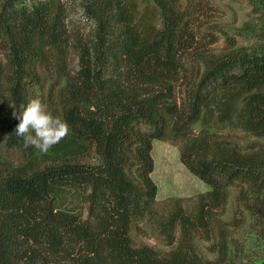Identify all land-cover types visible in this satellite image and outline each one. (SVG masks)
<instances>
[{"label":"trees","instance_id":"1","mask_svg":"<svg viewBox=\"0 0 264 264\" xmlns=\"http://www.w3.org/2000/svg\"><path fill=\"white\" fill-rule=\"evenodd\" d=\"M157 13L136 0H94L100 40L77 47L80 70L66 73L69 0H0V84L7 79L0 113L7 145L25 154L26 164L0 163V264H225L226 236L213 244L215 259L201 260L192 235L213 229L208 209L225 205L228 188L240 183L251 194L252 213L264 208V49L235 47L203 55L184 97L174 86L187 75L184 55L196 36V7L182 0H152ZM199 11V10H198ZM89 14V12H88ZM54 68L65 81L57 116L69 135L51 148L57 157L33 168L35 151L15 134V109L29 102L39 67ZM199 69V68H198ZM233 122L253 141L242 148L228 135L198 122ZM154 139L179 148L181 163L210 186L199 196L195 216L179 208L168 223L177 245L161 252L135 245L133 225L155 201L151 177ZM93 145L100 161L73 160ZM31 164V166H27ZM65 190L81 197L84 210L62 201Z\"/></svg>","mask_w":264,"mask_h":264},{"label":"rangeland","instance_id":"2","mask_svg":"<svg viewBox=\"0 0 264 264\" xmlns=\"http://www.w3.org/2000/svg\"><path fill=\"white\" fill-rule=\"evenodd\" d=\"M93 2L94 0H69L66 73L71 76H76L80 70L77 50L80 40L86 45L100 40V22L91 7ZM136 2L141 10L147 7L149 11L151 9L158 12L152 0ZM186 3L197 9L193 21L196 42L184 55L187 75L174 86V97L178 104L184 97L186 88L191 86L197 71L201 70V56L229 52L230 38L234 40L235 47L264 49V0H182V5ZM0 61H6L2 50ZM37 70L38 78L31 87L29 101L40 98L48 105V110L57 116L59 97L66 93L65 81L52 67L41 66ZM7 87V79H4L0 84V102L7 93ZM233 122L214 123L212 118L205 125L198 121L192 128L198 132L205 126L210 132L228 135L242 148H247L253 141L263 142V139L243 132ZM6 140L0 113V163L12 166L26 164L24 152L17 147L8 146ZM32 148L35 151L33 168L49 165L57 158L51 149L43 154ZM151 154L154 161L151 177L157 185L155 201L144 218L133 225L130 235L135 245H149L165 253L177 245L179 237V227L176 226L174 242L169 244L168 236L172 229L168 221L172 213L181 208L184 213L195 216L200 206L199 196L206 195L210 186L181 163L176 144L154 139ZM73 160L83 164H96L100 161L90 144H86L84 151ZM241 188L245 190L246 185L237 182L230 186L225 205L208 209V222L213 229L201 228L193 232L192 247L201 260L215 259L216 252L212 250V246L218 241L221 232V235L226 236L227 242L225 264H264V208L263 213L248 210L247 205L254 199L251 194L240 192ZM61 197L65 205L84 210L83 216L87 217L86 204L81 197L69 190H65Z\"/></svg>","mask_w":264,"mask_h":264},{"label":"clouds","instance_id":"3","mask_svg":"<svg viewBox=\"0 0 264 264\" xmlns=\"http://www.w3.org/2000/svg\"><path fill=\"white\" fill-rule=\"evenodd\" d=\"M12 115L19 120L15 134L23 139L24 147H34L46 154L53 146L66 138L71 129L59 116L48 110V105L40 98L31 99L26 105H20Z\"/></svg>","mask_w":264,"mask_h":264},{"label":"crops","instance_id":"4","mask_svg":"<svg viewBox=\"0 0 264 264\" xmlns=\"http://www.w3.org/2000/svg\"><path fill=\"white\" fill-rule=\"evenodd\" d=\"M152 155V154H151Z\"/></svg>","mask_w":264,"mask_h":264}]
</instances>
